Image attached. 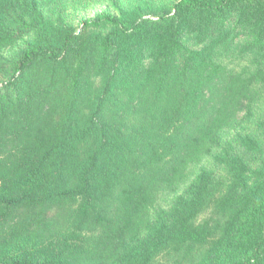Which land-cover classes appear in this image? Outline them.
I'll return each instance as SVG.
<instances>
[{
    "label": "trees",
    "instance_id": "16d2710c",
    "mask_svg": "<svg viewBox=\"0 0 264 264\" xmlns=\"http://www.w3.org/2000/svg\"><path fill=\"white\" fill-rule=\"evenodd\" d=\"M15 1L0 0V49L18 24L35 40L0 56V264H264V161L227 154L226 179L202 170L151 216L254 102L264 68L214 53H264V0H180L79 30Z\"/></svg>",
    "mask_w": 264,
    "mask_h": 264
},
{
    "label": "rangeland",
    "instance_id": "374dc122",
    "mask_svg": "<svg viewBox=\"0 0 264 264\" xmlns=\"http://www.w3.org/2000/svg\"><path fill=\"white\" fill-rule=\"evenodd\" d=\"M22 0V4L29 7L36 6L49 20L55 24H63L79 30L82 22L94 18L98 14L107 13L119 16L123 12L140 10L145 18L173 12L180 0ZM14 4L17 2L14 0ZM32 11V10H31ZM23 26L14 27V41L0 49V56L4 62L11 63L24 50L27 44L34 42V35L25 33ZM13 37H7L6 41ZM6 43V42H4ZM245 42H233L215 50L217 62L227 66L237 73L250 74L264 68V53L247 54L242 52ZM183 45L189 49L200 47L192 36L183 38ZM1 81H4L2 77ZM255 99L250 109L242 113L221 135L218 148L209 155L192 163L183 182L174 191L162 192L151 210V216L158 218L162 211L168 212L177 198L187 194L192 180L202 171L212 172L216 178H227V170L219 159L227 154L241 155L250 170H257L264 161V82L254 86ZM247 137L255 142L254 149L240 147L241 138ZM240 145V146H239ZM204 218H202L203 220Z\"/></svg>",
    "mask_w": 264,
    "mask_h": 264
}]
</instances>
